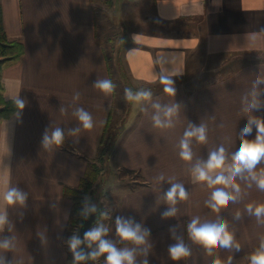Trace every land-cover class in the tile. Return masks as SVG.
<instances>
[{"label":"crops","instance_id":"1","mask_svg":"<svg viewBox=\"0 0 264 264\" xmlns=\"http://www.w3.org/2000/svg\"><path fill=\"white\" fill-rule=\"evenodd\" d=\"M152 3L143 13L152 29L129 27L121 46L133 88L152 95L134 102L136 110H131L110 158L116 171L128 168L136 176L131 184L114 188L104 238L117 248H134L137 264L145 259L148 264H213L217 259L227 264L229 257L232 264H249L264 238V217L250 215L247 206L264 204V191L244 173L234 181L240 188L236 202L216 212L205 201L222 185L209 188L206 182H193L192 169L221 145L227 168L240 145L241 129L249 119H264V0ZM0 5L7 37L25 46L24 55L5 65L1 74L5 97L23 100L24 108L0 121V193L8 187L27 193L23 204L6 205L0 198V211L6 210L9 221L0 231V241L9 238L13 245L11 250L0 249V261L72 264L63 236L73 199L64 186H77L96 156L117 95L116 90L106 95L94 88L98 79L113 82L101 26L107 18L96 0H0ZM156 26L168 32L156 31ZM229 61L232 69L218 78L193 87L182 81L189 75L201 79ZM200 67L209 70L197 73ZM161 75L174 81L175 95L164 92ZM78 107L92 115V129H83L74 115ZM166 108L173 109L170 116ZM157 115L165 126L154 124ZM201 125L207 129V142L190 138L192 160L184 161L180 140L185 130ZM57 127L64 131L63 144L45 148V133L50 136ZM75 128L80 131L72 132ZM255 135L253 126L245 139ZM262 170L264 160L255 172ZM174 183L183 184L189 195L172 205L165 194ZM170 208L175 214L164 216ZM117 217L148 230L146 243L121 240ZM195 217L200 223L226 221L240 251L216 247L208 255L189 236L188 224ZM178 241L190 255L173 261L168 248ZM101 262L105 264L104 256Z\"/></svg>","mask_w":264,"mask_h":264},{"label":"clouds","instance_id":"2","mask_svg":"<svg viewBox=\"0 0 264 264\" xmlns=\"http://www.w3.org/2000/svg\"><path fill=\"white\" fill-rule=\"evenodd\" d=\"M160 81L165 85V93L175 95L176 89L173 86L174 81L172 79L161 75ZM115 87V84L109 79H98L94 84V88L99 89L106 95L111 94ZM124 94L128 101L135 102L150 99L152 95L150 90L141 89L134 92L131 88H126ZM76 98H79L78 95ZM15 103L18 108H24L23 100L17 99ZM156 107H159V105H156ZM252 107H255V105H252ZM172 111V108H166L165 114L170 116ZM74 115L78 118L83 129L90 130L93 128V117L88 111L78 107ZM153 121L156 126H165L158 115L153 117ZM253 126L256 129L255 139H245L252 133ZM71 131L78 132L80 128L71 129ZM192 137H195L200 143H206V127L201 125L200 127H192L189 130H185L183 138L180 140L179 153L184 161L192 160L193 154L190 147V138ZM63 142L64 131L59 127L53 130L50 136L46 132L43 138V146L45 148L52 144L59 146ZM231 159L232 163L225 168V148L221 145L209 153L207 161L197 163L192 169L193 182H206L209 188L222 185V187H214L210 200L205 201L206 205L216 212H219L223 207H227L230 201L236 202L240 188L234 181L237 177L244 178V173H248L251 180L256 183V186L264 191V170L259 174L255 172L256 166L264 160V119L252 118L248 120L240 131V145L237 151L232 154ZM226 172L228 174H225ZM161 179H163L162 176ZM226 188H230L232 191H226ZM188 195L183 184L174 183L166 192L165 198L170 204L174 205L178 198L187 200ZM0 198L6 205L23 204L27 200V193L17 187H8L3 193H0ZM90 211L96 212V206L92 205ZM175 211V208H170L163 215L171 216L175 214ZM247 212L250 215H255L260 220L261 217H264V204L256 206L250 204L247 206ZM8 223L6 210L0 211V231ZM115 223L116 232L121 240L130 241L133 245L146 243V236L150 234L148 230L142 231L139 225L133 226L131 222L124 221L120 217L116 218ZM107 231L108 229L104 227L92 228L84 233L83 240L75 234L72 235L67 241L69 250L72 253V264H81V262L95 260L100 256L105 257V264H137L135 249L117 248L111 240L104 238ZM188 233L190 238L194 242L201 244L210 256L216 247L224 249L235 248L237 252L240 251V245L235 243L234 236L228 231V224L224 220H220L219 223H200L199 217H195L188 224ZM85 242H87L89 248H92V245L95 244V249L85 253L80 249L81 244ZM12 246L9 238L0 241V249L11 250ZM168 254L173 261H179L182 257L190 255V249L182 241H178L176 244L169 246ZM248 259L249 264H264V238H261L259 247ZM0 264H2V261H0ZM142 264H148V261L145 259ZM213 264H221V261L219 259L214 260ZM227 264H232L231 257H229Z\"/></svg>","mask_w":264,"mask_h":264},{"label":"rangeland","instance_id":"3","mask_svg":"<svg viewBox=\"0 0 264 264\" xmlns=\"http://www.w3.org/2000/svg\"><path fill=\"white\" fill-rule=\"evenodd\" d=\"M96 1L98 3V6H100L101 9L104 10L103 12L105 13L106 18H107V19L101 20L102 21L101 26H102L103 31L105 32L103 39H104V42H106L107 52L113 56L115 63L121 66V68L123 69V72H126L127 76H129L127 71L125 70L126 68L123 62V54H122L123 47H121L122 41H124L125 38H128L129 27L130 29L133 27L134 28L146 27V29L148 30L152 29L151 24L147 21L148 18H146V14H143L145 13V11H147V9H150L153 7L152 0H112L113 4L110 7V9H108V6L105 3L106 0H96ZM155 29L156 31H160V32L161 31L168 32L167 28L162 27V26L160 27L156 26ZM177 30H181V27L179 28L178 26ZM232 67L233 65L229 61L224 68L214 67L212 68V71L205 72L202 75L201 79L200 78L197 79L189 75V77H184L182 81H186V84L188 86L193 87V86L202 84L204 81L212 80L214 78H218L219 76L226 74L228 71L232 69ZM201 70L206 71V70H209V68L200 67L197 73H199V71ZM115 77L116 78L118 77L119 81L118 82L116 81L115 89H116L117 95H115L116 99L114 101V105L112 109L113 113H112V119L110 122V129H109L110 132L111 130L115 128H119V126H121L123 123L126 124V121L128 120L131 110H133L134 112L136 110V108H134L135 106H133L135 101H128L125 98V94H124V90L126 88H131L135 92V88H133L134 84H132L131 82V85L128 86L129 84L127 83L125 84L124 82H122V80H120L119 74H117V76ZM124 131L120 135H122ZM110 135L111 134H109V136ZM121 170L122 169H117V171L115 170L114 163L112 164L111 159L107 164H105V170L99 176L97 183L95 185L96 186L95 190L98 189V191H97V195L93 196L94 199L92 198L90 193H87V194L81 193V191L84 189V186L83 184L82 185H80V183L78 184L79 185L78 189L80 192L76 193L77 196H82V198L86 200V204H88V206L90 204L96 205L99 207L102 206L107 211V212L105 211V214L101 216L99 225L96 224L93 226V228L95 227L105 228L106 227V224L108 223L109 218H110V213H112L113 208H114L113 201H114V198H116V195H115L116 191L114 193V190H115L114 188L120 185L131 184L130 182L132 181L130 180H134L136 176L134 174L124 173V171H121ZM78 185L74 187H78ZM70 187H73V186H70ZM90 196L93 199V201L95 200V197H96L97 202L92 201L91 203L90 201L89 202L90 204H89L88 201L90 199ZM70 231L71 230L68 229V232ZM67 241L65 242V244H66V248L69 250ZM95 247L96 245L93 244L92 248H89L87 245V242H85L81 244L80 249L82 248L83 251L90 252L93 249H95Z\"/></svg>","mask_w":264,"mask_h":264},{"label":"trees","instance_id":"4","mask_svg":"<svg viewBox=\"0 0 264 264\" xmlns=\"http://www.w3.org/2000/svg\"><path fill=\"white\" fill-rule=\"evenodd\" d=\"M105 3L108 7H111L113 4L112 0H106ZM2 24H3V13L0 5V121L12 116L15 113V111H17L18 109L15 100L8 99L5 97L4 88H3L4 83L2 81V75H1L3 72V68L8 63L20 59L25 52L24 43L18 40H10L6 35L4 26ZM125 40L126 38L124 39V41H122V46L126 44ZM106 53H107L106 57H107L108 67L112 70L113 83L115 84V86H116V81L117 82L119 81V78L115 77L117 76V74H119L120 80H122V82H124L125 84L127 83L129 84L128 86H130L131 85L130 77L127 76L126 72H123L121 66L115 63L113 56L110 55L108 52ZM112 113L113 110L110 112L106 120V123L104 125L103 133L100 139L96 156L93 159H91V161L88 163L87 168L80 179V185L83 184L84 186V189L81 191V193L83 194L90 193L93 199H94L93 196H96L98 191V189L95 190L96 188L95 185L97 183V180L99 176L104 172L105 164H107L110 161V158L114 153L116 143L119 137L121 136L120 134L125 130L126 127V125L123 123L121 126H119V128H115L110 132L109 129H110V122L112 119ZM109 134L111 135L109 136ZM121 171L130 174L136 173L128 168H122ZM78 188L79 185L78 187H70L68 185L64 186V193L67 196L70 195L71 198L73 199V205L70 212L69 221L63 236L64 243L74 234L79 236V226L81 223V218L85 209H87L88 207V204H86V200L83 199L82 196H77L76 193L80 192ZM91 196L88 203L90 201L92 203L93 201ZM93 202H97L96 197ZM105 211L106 209L102 207V215L105 214ZM99 223L100 221H98L97 225H99ZM68 229H70L71 231L68 232ZM68 255L70 258H72V253L70 250H68ZM101 260H102V256L97 257L95 260L81 262V264H102Z\"/></svg>","mask_w":264,"mask_h":264},{"label":"water","instance_id":"5","mask_svg":"<svg viewBox=\"0 0 264 264\" xmlns=\"http://www.w3.org/2000/svg\"><path fill=\"white\" fill-rule=\"evenodd\" d=\"M92 204L88 206L87 209H85L82 218H81V223L79 226V238L83 239L84 238V233L90 229L93 228V226L97 223V221L100 219L102 215V209L99 206H96L97 211L96 212H91ZM87 210V213H86ZM86 213V215H85Z\"/></svg>","mask_w":264,"mask_h":264}]
</instances>
